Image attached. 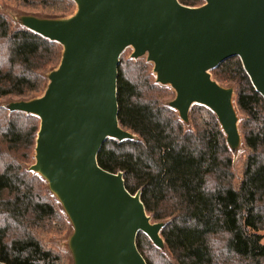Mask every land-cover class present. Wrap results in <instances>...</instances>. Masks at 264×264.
Listing matches in <instances>:
<instances>
[{"label": "trees", "instance_id": "1", "mask_svg": "<svg viewBox=\"0 0 264 264\" xmlns=\"http://www.w3.org/2000/svg\"><path fill=\"white\" fill-rule=\"evenodd\" d=\"M17 1L25 7L60 4L64 15L74 5L71 0ZM201 1L178 0L187 7ZM61 52L59 44L29 30H12L0 15V99L28 100L42 93L45 73L58 65ZM122 54L117 119L135 139L106 140L96 161L106 172L122 173L126 190L140 192L151 221L164 224L163 250L143 233L136 237L146 264H264V99L239 58L210 72L220 85L234 87L235 109L243 116L239 131L246 154L236 178L215 115L193 105L188 123H182L162 101L167 93L152 81L150 63L123 60ZM38 129L37 117L0 108V263L63 264L39 235L68 221L46 182L24 166L34 159Z\"/></svg>", "mask_w": 264, "mask_h": 264}, {"label": "water", "instance_id": "2", "mask_svg": "<svg viewBox=\"0 0 264 264\" xmlns=\"http://www.w3.org/2000/svg\"><path fill=\"white\" fill-rule=\"evenodd\" d=\"M71 1L76 11L68 17L20 18L22 28L62 52L42 95L5 109L39 119L28 170L46 182L72 228L73 264H146L136 237L143 233L163 250L164 224L151 221L122 173L106 172L96 161L106 140L135 139L117 119L121 54L131 48V59L152 64L155 83L175 93L167 106L182 123L193 105L211 111L233 154L242 142L234 89L210 72L237 57L264 99V0H204L199 7L178 0Z\"/></svg>", "mask_w": 264, "mask_h": 264}, {"label": "rangeland", "instance_id": "3", "mask_svg": "<svg viewBox=\"0 0 264 264\" xmlns=\"http://www.w3.org/2000/svg\"><path fill=\"white\" fill-rule=\"evenodd\" d=\"M201 3L204 4V0H202ZM59 5L60 4L49 5L47 7H41V6H37V5L32 6V7H25L20 3V1H17V0H0V15H2L3 17H5L8 20L12 30H18V29L22 28L21 23H20V18L23 16H35V17H39V18H54V17H62V16L68 17L70 15H73L74 12L76 11V6L74 4L73 7L71 8L69 15H64L63 13H61L63 10V7L59 6ZM52 6H54V7H52ZM55 6H59V7L57 8ZM51 8H56L58 10V12L53 13V9H51ZM132 52H133V50L131 48H127L122 54V56H123L122 59L123 60H134V59H131ZM140 59L143 60L144 62H146L145 57L140 58ZM136 60H139V59H136ZM149 65L151 67L150 74L153 78L152 81L155 82V75L152 72V64H149ZM56 67H54V68H56ZM48 70H50V69L48 68L46 71H48ZM47 73H45V74H47ZM44 83H45V87H46L47 79ZM163 87L166 90L167 95L165 97H163L162 101L165 103L171 102L175 97V93L173 92V90L170 87H167V86H163ZM232 88L234 89L233 86H232ZM44 90H45V88H44ZM44 90L40 94L30 96V98L31 97H40L43 94ZM17 100H22V98H17V97L1 98L0 99V108L5 109V107H7V105L10 102H14ZM236 112H237L238 121H239L238 126H240V124L243 120V116L237 110H236ZM245 154H246V150L244 148L243 142H241L240 146L238 147V150L232 154L233 172H234L236 178L237 177L239 178V176H240V168H241L242 162L245 158ZM32 164H34L33 156L30 158V162L26 163L24 166L29 167ZM53 200L56 203V206L60 207L57 204L58 202L54 197H53ZM64 219H65V217H64ZM54 227H55V231L53 233H40L39 237L41 239L43 246L46 249H49L52 252H54L55 254L59 255L63 261V264H73L72 256H71L70 250L68 248V241H69L70 235L72 234V228H71L69 222H67L65 227L60 226V228L58 229L56 226V223L54 224ZM261 234L264 237V231H262ZM263 242H264V239H263ZM165 255L168 256L167 253H165Z\"/></svg>", "mask_w": 264, "mask_h": 264}]
</instances>
